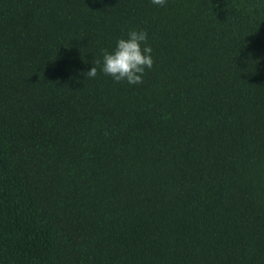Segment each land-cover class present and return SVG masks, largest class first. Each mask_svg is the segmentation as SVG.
Masks as SVG:
<instances>
[{
  "label": "trees",
  "instance_id": "16d2710c",
  "mask_svg": "<svg viewBox=\"0 0 264 264\" xmlns=\"http://www.w3.org/2000/svg\"><path fill=\"white\" fill-rule=\"evenodd\" d=\"M0 264H264V0H0Z\"/></svg>",
  "mask_w": 264,
  "mask_h": 264
},
{
  "label": "clouds",
  "instance_id": "9594fccd",
  "mask_svg": "<svg viewBox=\"0 0 264 264\" xmlns=\"http://www.w3.org/2000/svg\"><path fill=\"white\" fill-rule=\"evenodd\" d=\"M152 4L163 7L166 0H151ZM148 33L145 30L132 29L127 33V38H121L116 42L115 49H101L102 62L101 72L111 76L114 81H126L129 85L143 83L146 69L153 67L152 48L147 44ZM88 78L97 76V67L93 66L86 74Z\"/></svg>",
  "mask_w": 264,
  "mask_h": 264
}]
</instances>
